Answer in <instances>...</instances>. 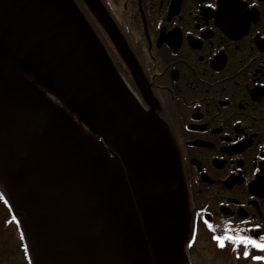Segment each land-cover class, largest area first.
I'll list each match as a JSON object with an SVG mask.
<instances>
[{
  "label": "water",
  "instance_id": "obj_1",
  "mask_svg": "<svg viewBox=\"0 0 264 264\" xmlns=\"http://www.w3.org/2000/svg\"><path fill=\"white\" fill-rule=\"evenodd\" d=\"M85 1L127 61L109 14ZM19 71L79 116L109 163ZM0 182L33 264H190L172 132L142 108L74 0H0Z\"/></svg>",
  "mask_w": 264,
  "mask_h": 264
},
{
  "label": "flooded vegetation",
  "instance_id": "obj_2",
  "mask_svg": "<svg viewBox=\"0 0 264 264\" xmlns=\"http://www.w3.org/2000/svg\"><path fill=\"white\" fill-rule=\"evenodd\" d=\"M74 1L142 108L172 132L187 250L201 230L215 244L229 228L264 236V0H99L130 63L87 2ZM25 258L32 264L29 250Z\"/></svg>",
  "mask_w": 264,
  "mask_h": 264
},
{
  "label": "rangeland",
  "instance_id": "obj_3",
  "mask_svg": "<svg viewBox=\"0 0 264 264\" xmlns=\"http://www.w3.org/2000/svg\"><path fill=\"white\" fill-rule=\"evenodd\" d=\"M233 247L227 245L220 248L206 235H203V230H201L195 245L191 251L187 250V254L192 264H264V261L251 259L255 253L249 248L247 250L250 251L251 256L245 259L243 256L245 247L239 248L240 258L237 259ZM26 252H28V246L24 242V235L13 209L8 205L5 207L0 202V264H27Z\"/></svg>",
  "mask_w": 264,
  "mask_h": 264
},
{
  "label": "bare ground",
  "instance_id": "obj_4",
  "mask_svg": "<svg viewBox=\"0 0 264 264\" xmlns=\"http://www.w3.org/2000/svg\"><path fill=\"white\" fill-rule=\"evenodd\" d=\"M19 74L28 82H30L48 101H50L52 105L56 107V109H58V111L74 125V127L79 131L82 137L86 141H88L94 147V149L109 163V159L104 153L102 146L97 140V138L80 120L79 116L74 113L60 97H58L51 90L43 86L29 74L22 71H19Z\"/></svg>",
  "mask_w": 264,
  "mask_h": 264
},
{
  "label": "snow or ice",
  "instance_id": "obj_5",
  "mask_svg": "<svg viewBox=\"0 0 264 264\" xmlns=\"http://www.w3.org/2000/svg\"><path fill=\"white\" fill-rule=\"evenodd\" d=\"M209 7H212V5H209ZM7 203V201H5ZM15 219V218H13ZM211 228L212 226L209 225ZM259 228V226H257ZM232 230L226 229L225 235L223 236H213V239L217 242L218 246L220 248H224L226 246V242H231L233 244V251L236 252L237 256L236 258H240L239 254V248L241 245L245 247V251L243 253V256L245 259L249 258L251 256L250 251L247 249L249 247H254L258 251L264 252V236H260L259 239H256L252 236H244V235H232L230 234ZM192 246V243H189V247ZM251 259L254 261H264V256H251Z\"/></svg>",
  "mask_w": 264,
  "mask_h": 264
},
{
  "label": "trees",
  "instance_id": "obj_6",
  "mask_svg": "<svg viewBox=\"0 0 264 264\" xmlns=\"http://www.w3.org/2000/svg\"><path fill=\"white\" fill-rule=\"evenodd\" d=\"M2 196L5 198L7 197L6 193L4 192V190L2 189ZM11 208V207H10Z\"/></svg>",
  "mask_w": 264,
  "mask_h": 264
}]
</instances>
